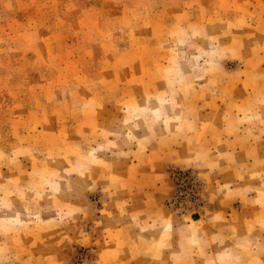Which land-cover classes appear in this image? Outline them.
<instances>
[{
  "label": "rangeland",
  "instance_id": "obj_1",
  "mask_svg": "<svg viewBox=\"0 0 264 264\" xmlns=\"http://www.w3.org/2000/svg\"><path fill=\"white\" fill-rule=\"evenodd\" d=\"M0 264H264V0H0Z\"/></svg>",
  "mask_w": 264,
  "mask_h": 264
},
{
  "label": "built area",
  "instance_id": "obj_2",
  "mask_svg": "<svg viewBox=\"0 0 264 264\" xmlns=\"http://www.w3.org/2000/svg\"><path fill=\"white\" fill-rule=\"evenodd\" d=\"M174 191L166 199V205L179 215L194 216L202 213L204 195L202 180L192 168L171 166L167 169Z\"/></svg>",
  "mask_w": 264,
  "mask_h": 264
}]
</instances>
